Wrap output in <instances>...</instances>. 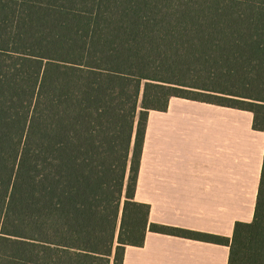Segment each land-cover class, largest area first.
Listing matches in <instances>:
<instances>
[{
	"label": "trees",
	"instance_id": "obj_1",
	"mask_svg": "<svg viewBox=\"0 0 264 264\" xmlns=\"http://www.w3.org/2000/svg\"><path fill=\"white\" fill-rule=\"evenodd\" d=\"M172 97L264 132V0H0V264H123L147 231L264 264V159L231 238L135 200L148 114Z\"/></svg>",
	"mask_w": 264,
	"mask_h": 264
},
{
	"label": "crops",
	"instance_id": "obj_2",
	"mask_svg": "<svg viewBox=\"0 0 264 264\" xmlns=\"http://www.w3.org/2000/svg\"><path fill=\"white\" fill-rule=\"evenodd\" d=\"M264 132L249 111L172 97L151 110L135 200L150 222L231 238L255 214ZM226 245L147 231L123 264H230Z\"/></svg>",
	"mask_w": 264,
	"mask_h": 264
}]
</instances>
